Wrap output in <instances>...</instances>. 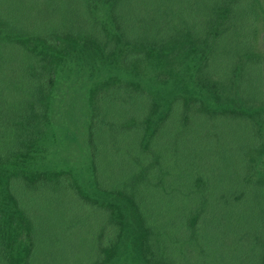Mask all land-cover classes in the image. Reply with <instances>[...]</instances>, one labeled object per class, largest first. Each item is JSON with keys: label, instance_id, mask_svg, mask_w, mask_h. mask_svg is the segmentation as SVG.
Listing matches in <instances>:
<instances>
[{"label": "trees", "instance_id": "trees-1", "mask_svg": "<svg viewBox=\"0 0 264 264\" xmlns=\"http://www.w3.org/2000/svg\"><path fill=\"white\" fill-rule=\"evenodd\" d=\"M85 7V17H94L95 22L82 33L55 31L19 38V46L26 45L42 59L23 73L30 96L9 121L14 136L0 150L2 264H35V216L30 204L45 195L68 197L101 211L102 234L89 264H175L173 234L156 218V201L127 187H112L101 176L105 158L101 144L122 145L146 109L150 114L144 141L156 153L159 140L182 109L189 112L186 121L198 123L199 133L188 137L193 145L189 159L208 163L210 170L206 176L195 175V191L185 196L199 201L217 195L213 224L219 213L223 216L231 210L238 229L234 236H241L231 247L235 263L264 264L260 232L254 234L256 242L243 260L242 242H248L250 235L239 221L248 201L264 203V176L257 171L264 156L259 0H88ZM113 21L118 23L114 30ZM115 43L123 47L113 50ZM73 56L82 62L90 58L93 77L114 69L120 74L110 72L87 94L91 156L89 165L80 168L44 164L41 159L49 143L57 77ZM148 68L151 76L143 80ZM232 85L235 90L226 93ZM14 179L22 188L20 194ZM262 216L264 220V209ZM200 217L195 216L193 224ZM217 227V239L226 238L223 227ZM256 227L254 232L264 229V225Z\"/></svg>", "mask_w": 264, "mask_h": 264}, {"label": "rangeland", "instance_id": "rangeland-1", "mask_svg": "<svg viewBox=\"0 0 264 264\" xmlns=\"http://www.w3.org/2000/svg\"><path fill=\"white\" fill-rule=\"evenodd\" d=\"M86 3L88 0H0V50L3 54L0 58V150H4L14 136L9 121L30 96L23 81V73L42 59L28 51L26 45L19 46V38L37 37L55 31L82 33L95 22L94 17L91 20L85 17ZM95 13L99 18L102 16L100 11ZM258 13L257 48L264 52V0H259ZM117 24L112 22V30L118 27ZM115 44L113 50L123 47ZM91 64L89 57L82 62L73 56L67 60L57 77L50 110L49 143L41 157L44 164H67L78 168L89 165L91 154L87 131V94L95 82L106 79L110 72L120 75L114 69L99 72L93 77ZM150 69H145V74L141 77L143 80L151 76ZM124 78L132 80L130 76ZM234 90L232 85L227 88L226 93ZM149 114V109H146L143 117L136 119V126L122 145L106 146V141L101 144L105 155L101 172L103 180L112 187H127L156 201V218L173 234L169 236L175 264H236L235 258L231 256V247L240 241L241 236H234L238 229L233 223L232 211L228 210L223 216L219 213L217 224H213L211 218L216 209L213 205L217 204V195L214 198H200L199 201L193 200L195 196H185V192L195 191L192 189L195 188V175L206 176V171L210 170L208 163L192 162L189 159L193 145L189 144L188 137L191 136L190 133H199L198 123L192 119L186 121L184 117L189 112L182 109L174 120V126L159 140L156 153L154 149L147 147V140L144 141L148 134L145 120L149 118ZM218 141L216 138L213 140L214 143ZM257 171L264 176V156ZM236 176L233 173V178ZM13 182L15 190L20 194L22 188L19 181L14 179ZM231 194H234V189ZM218 197L221 198L220 193ZM27 200L30 204L31 200ZM30 206L35 216L32 233V259L35 264H89L103 228V217L98 208L84 206L59 195L38 197L31 201ZM208 207L210 209L202 215L203 210ZM243 209V216L239 221L246 230L241 231L245 230L250 235L249 241L245 240L241 246L244 260L259 232L264 233V229L254 232L258 224L264 225V203L250 200L243 205ZM208 212L211 213L207 214ZM200 215L193 224L195 216ZM220 219H225V225H222ZM218 224L228 234L226 238L222 236L217 239ZM257 260L258 258L256 262Z\"/></svg>", "mask_w": 264, "mask_h": 264}]
</instances>
